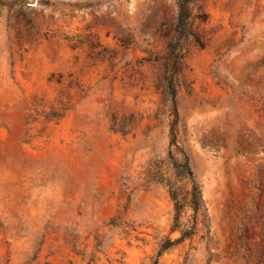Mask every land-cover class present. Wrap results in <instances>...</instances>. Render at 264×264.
<instances>
[{"label":"rangeland","instance_id":"obj_1","mask_svg":"<svg viewBox=\"0 0 264 264\" xmlns=\"http://www.w3.org/2000/svg\"><path fill=\"white\" fill-rule=\"evenodd\" d=\"M190 7L174 116L175 0H0V264H264V0Z\"/></svg>","mask_w":264,"mask_h":264},{"label":"trees","instance_id":"obj_2","mask_svg":"<svg viewBox=\"0 0 264 264\" xmlns=\"http://www.w3.org/2000/svg\"><path fill=\"white\" fill-rule=\"evenodd\" d=\"M193 0H175L177 8V19L175 24V37L167 44V57L165 63V75H164V91L167 96L170 98L173 114H176L175 106V96H176V85L175 78L179 74V60L181 59L182 49L187 41L189 36L194 38L195 44L199 48H203V43L199 37L191 32L192 27V13H191V4ZM202 22H205V17H203ZM175 141L172 140L171 144L174 145ZM176 174L181 177H187L191 182V191L189 192V206L192 208L193 212L196 214L201 206V195L197 185L193 180V174L189 168L188 161L183 163H174ZM171 198L175 200V191H171ZM181 206L178 204V201H175V219L179 218ZM177 241L166 240L160 246L159 251L157 252L156 259L152 264H159L158 258L162 255L163 252L172 247Z\"/></svg>","mask_w":264,"mask_h":264}]
</instances>
